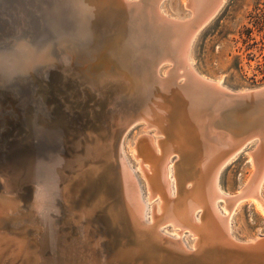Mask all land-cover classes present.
I'll return each instance as SVG.
<instances>
[{"label":"water","instance_id":"95a60500","mask_svg":"<svg viewBox=\"0 0 264 264\" xmlns=\"http://www.w3.org/2000/svg\"><path fill=\"white\" fill-rule=\"evenodd\" d=\"M161 1L0 0V264H264V233L236 239L214 202L260 195L264 164L253 157L237 194L223 197L214 179L249 141L264 139V85L234 92L191 68V44L220 0L202 13L187 0L185 19L164 15ZM129 39V63L97 66L95 56ZM124 106V125L111 133L109 112ZM138 121L154 133L159 123L157 141L177 157L173 196L149 219L118 154L121 134ZM201 166L206 174L180 177ZM62 217L77 218L89 239L61 233Z\"/></svg>","mask_w":264,"mask_h":264},{"label":"rangeland","instance_id":"374dc122","mask_svg":"<svg viewBox=\"0 0 264 264\" xmlns=\"http://www.w3.org/2000/svg\"><path fill=\"white\" fill-rule=\"evenodd\" d=\"M186 1L162 0L159 8L161 7L160 10L167 13L168 17L189 18L191 12L185 7ZM189 58L192 61V68L198 75L210 81H220L221 86L230 91L250 90L264 85V0H224L215 15L194 37ZM166 67L167 65L160 67V75ZM143 127L144 123L138 121L123 131L118 142V154L139 185L141 198L146 205V217L149 219L152 205L160 199L156 196L148 200L147 182L144 172L140 169L141 157L147 155L148 148V143L143 137L153 138L156 141L162 137L154 133V128ZM139 138L144 140L141 142ZM140 143L145 144L142 146ZM258 144V139L249 141L221 170L218 185L225 195L237 194L249 181L254 171L252 153L257 149ZM136 148L141 149L140 158L135 157ZM176 159V155L172 153L168 162L173 164ZM142 164V167L148 171L150 164L148 165V162ZM170 168L173 174V165H170ZM172 180L170 187L173 188V176ZM260 196L264 200V180L260 187ZM218 205L225 214L228 213L224 209L223 200H219ZM78 223L77 218L62 217L59 223L61 233L79 242L88 239L85 232L78 227ZM230 228L232 235L242 241L263 234L264 204L248 199L238 202L231 212ZM164 230L168 234L175 235L170 226ZM183 239L187 246L193 243V236L190 233H186Z\"/></svg>","mask_w":264,"mask_h":264},{"label":"bare ground","instance_id":"6f19581e","mask_svg":"<svg viewBox=\"0 0 264 264\" xmlns=\"http://www.w3.org/2000/svg\"><path fill=\"white\" fill-rule=\"evenodd\" d=\"M214 2H217V0H197V4L196 5H198L199 11L202 13V12H206L209 7L214 6L213 5ZM223 2H224V0H220V4L217 5V7H220ZM162 13L164 15H167V13H164V12H162ZM129 40L124 43L125 45L124 44H122V45H114L113 44L112 46H110V50L108 49V51H107V53H111L109 55L101 54V55L95 56V61L97 63V66L100 67L101 69H105V71H106V70H109L111 68V66H115L114 67L115 69H117L116 66H119V69H121V67H123V64L126 65L124 62L129 63V58H128V57H130L129 51L132 49V43L135 42V40H131V39H129ZM115 55H118L119 57L115 56ZM110 56H112L111 58H114L113 59L114 62H111V60L109 59ZM92 58H94V56L91 57V59ZM83 61H85V59ZM191 62L192 61L189 58L190 66H191ZM191 68H192V66H191ZM99 79L101 81L99 83V86H101L104 83H107V81L111 80L109 77H104V78H102V80H101V78H99ZM217 83L219 85H221L220 81H217ZM123 108L124 109L123 110L121 109L120 112H117L115 108H111V110L109 112L110 113L109 116H111V118H109V120H107V124H106V128L105 129L110 130L111 133H114L116 131L117 135H118L119 131H121L120 129L124 125L123 121L127 117V114H128L129 111L125 112L127 110L126 106H124ZM236 120L237 119L234 118L232 121L228 122L227 123L228 126L229 127L234 126ZM154 122L155 121H153V123L151 125L155 126V128H156V132L155 133H159V131H158L159 123H157V122L154 123ZM110 138H111V141H112L113 136L110 135ZM144 139L143 138H139V140H141V142L144 140V141H146L148 143V146H147L148 148L146 147L147 148L146 149L147 155L145 156V154H144L143 157H141V152H140L141 149H142V147H141V149L136 148L137 149L136 150L137 154H136L135 157H139V156L141 157L142 161L140 160L141 161L140 169H142V171L144 172V178H145L146 182L148 183L149 192H150L149 199L154 198L156 196H158L159 199H160L159 202H155V205L154 204L152 205L153 209L156 212L159 213L162 209H164V208L166 209L167 208L168 204L166 203V201L169 198H172L171 194L174 192L173 188L170 187L171 183H173L172 182L173 181L172 180V172L170 170L171 169L170 165L172 166V162L171 163L168 162L169 156L174 152V147H172V144L170 142L164 143L163 141H156L153 138H150V139L144 138ZM152 139H153V141H152ZM139 140H137V141H139ZM142 144L143 143H140V145H142ZM136 147H138V146H136ZM133 149L135 150V146L133 147ZM142 151L144 152V150H142ZM144 156L146 157V159H144ZM252 157L254 158V160L256 162V165L258 167H262L263 166V164H264V139H262L261 142H259V146H258L257 150H255L253 152ZM144 160H146V161L144 162ZM147 162H148V165L150 164V167H149L148 171L145 170L142 167V165H143L142 163H147ZM166 168H167V170H166ZM223 168L224 167H219L218 171L216 172V176H215L214 181H215V183L217 185V189H218L219 193L221 195H223V197H227V195H225L220 190L219 185H218L219 174H220V172H221V170ZM195 169L197 170V172H195ZM206 170L207 169L205 167H202V166H201L200 169L195 168V167H190L188 169V171L185 168V169H182L180 171V177L185 176L187 174L188 176H190V178H194V177L197 178L196 174L198 176H200L203 173L206 174L207 173ZM208 181L209 180H208V176H207V183H208ZM259 189H260V186H259ZM218 200H223V199H217V200L214 201L216 206L219 208V205L217 203ZM248 200H253L255 202L259 201L262 204H264V200L261 198L260 195H259V197H251ZM238 201L239 200H237V202H235L234 204H232V206H230L229 205L230 203L229 202L227 203V201L224 200V202H225L224 209H225V211L228 212L226 214L221 210V208H219V211L221 212L222 216H226V219H227V217L229 219L228 232H230V233H231L230 216H231L232 210L237 205ZM229 206H230V210L228 211ZM193 216H194V218L196 220L197 219V215H196L195 211L193 212ZM161 225H163V224H161ZM165 229H167V227ZM172 231L174 232L175 236H179V234L181 233L180 230L175 229V228H173ZM226 231H227V227H226ZM21 242L22 241L18 240L17 242H15V244L17 243V246H20Z\"/></svg>","mask_w":264,"mask_h":264}]
</instances>
